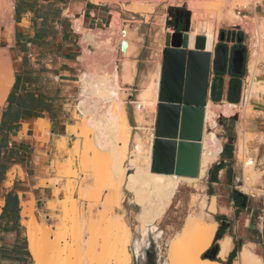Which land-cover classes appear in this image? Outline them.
Listing matches in <instances>:
<instances>
[{
  "label": "crops",
  "instance_id": "crops-1",
  "mask_svg": "<svg viewBox=\"0 0 264 264\" xmlns=\"http://www.w3.org/2000/svg\"><path fill=\"white\" fill-rule=\"evenodd\" d=\"M113 1L117 3H110L109 0L103 1L104 3L93 0H13V10L9 20L11 32L9 35L1 36L0 39L9 51L14 70L13 85L6 101L0 107V199L4 201L0 211V264H31L34 259L29 250L28 237L26 238L27 228L25 232L22 223L23 200L33 203L35 201L37 212L44 214L47 219L51 218L46 205L54 198V188L50 184L42 185L41 179L48 178L46 167L50 166L51 158L56 155L57 140L67 134L68 121L65 120L67 116L64 113L59 114L55 107L67 105V101L77 95L80 89L79 73L91 71L95 66L102 67L103 70L116 66L123 86L125 110L133 127L132 132L135 133L137 130V105L134 109L133 104L137 103L138 93L135 92L137 90L139 92L143 74L156 68L150 65L156 55L151 41L154 25L158 22L156 13L158 11L162 13L164 10L169 12L172 8L168 0H146L148 4L142 0L152 10L148 11L150 13L148 19L141 13L142 11L136 12L131 9L125 11L123 6L132 5V0ZM115 12L124 23H128L126 25L135 27L132 38L135 51L133 49L125 55L122 46L118 44L115 61L112 62L109 55L96 54L93 48L90 52L93 54L92 59L89 54V59L83 61L81 59L84 55L81 43L83 32L76 27V20L83 21L82 26L85 30L95 31L101 27V24L104 28L108 27V24L110 26ZM176 12L184 15L182 10L177 9ZM249 13L251 16L258 15L264 18V0L251 4ZM177 16L174 17L173 26L176 28L172 30L173 33L182 30L179 28L181 22ZM169 20L171 21L172 18ZM234 32L244 37L240 29H235ZM228 42L230 40L226 43ZM218 45H220L219 33L214 51L211 53L206 105L209 100L215 103L225 101L239 103L240 96L243 95L244 99V78H247L248 74L249 52L251 56L250 39L246 40L244 37L243 47L246 50V58L245 70L242 74H232L234 57L231 51L232 42L226 44L228 46L226 70L224 72L216 70ZM164 49L165 45L162 56ZM126 59L134 61L135 65L131 82L123 81ZM260 68L259 79L264 81V63ZM219 77L221 81L217 83ZM54 83H57L55 87H53ZM234 85H237L236 95L233 90ZM59 91L61 94H58ZM62 95L65 97L62 98ZM251 106L252 112L244 119L241 118L245 131L252 134L253 139L251 138L248 143V153L256 160V167L262 173L258 185L264 190V91L251 100ZM233 116H237V113L230 117L220 114L217 118L218 129L219 125L226 127L231 123L233 126L237 121L236 118H232ZM221 117L226 121L223 124L220 123ZM41 119L49 121L48 142L38 141L41 134L37 132V124ZM238 125L236 124V128ZM204 130L205 117L197 176L200 173ZM219 137L222 139L221 135ZM230 138L233 137L228 136L224 139L225 144L219 159L210 164L206 176L202 179L206 187L205 192L209 198L214 195L217 197L218 211L213 216L219 223L218 229L222 227L223 237L230 235L234 245L236 241L241 245V249L250 242L254 243L261 251L260 254L256 252L264 259V193L259 195L258 199L262 208L259 211L255 209L250 211L248 201L250 197L256 198L257 195L235 190L236 187L244 184V174L243 165L241 175L238 163L230 160L233 158L235 146L230 142L234 139ZM238 138L239 134L234 140L236 146ZM192 162L195 165L196 160ZM14 167H19L22 175L17 171L12 184L8 186V175ZM241 195H245L246 198ZM256 217L260 219L258 223L253 222V218Z\"/></svg>",
  "mask_w": 264,
  "mask_h": 264
},
{
  "label": "bare ground",
  "instance_id": "bare-ground-1",
  "mask_svg": "<svg viewBox=\"0 0 264 264\" xmlns=\"http://www.w3.org/2000/svg\"><path fill=\"white\" fill-rule=\"evenodd\" d=\"M227 1L229 0H211L210 2L190 0V3H187L186 9V11L192 14L190 17V28L182 31L184 48L188 50L195 49L197 36L204 35L206 37V51L210 53L214 51L218 40L217 27L222 22H227L232 26L244 25L246 32L252 36L250 37L251 56L246 78L247 86L244 90L243 101L239 103L230 101L215 103L209 100L206 105L199 176L187 177L177 174L157 173L151 169L155 132L152 131L149 140H147L146 130H148L147 122H149L147 116L152 114V128L154 130L161 84V60L155 69L150 70L142 76L136 103L138 126L135 133L132 132L133 127L129 122L125 110L123 86L120 81L119 72L115 68L116 66L111 70L105 69L99 72L86 71L81 75V100L77 107L79 108V117L82 119L80 128L88 142L90 134L88 126L91 127L95 131L96 147L101 151H107L110 157L108 158L110 170L105 177L107 181L106 186L109 190L107 205L110 208L115 205L121 206L125 199L126 189L132 193L133 202L140 207L139 211L135 213V219L139 224L136 232L131 228L124 212L115 214L113 220H111V227H114L116 230L115 243L111 251L112 253L114 251L115 264H132L133 260L138 259L142 255L148 256L151 253L153 244L155 243L152 237L153 233L156 234L155 239L157 240L163 236L162 231L158 229L157 222L167 214L172 206L174 197L184 182L196 185L200 188V192L194 194L192 199L194 208H191L183 225L167 242L168 247L166 252L164 254L160 253L162 264H225L227 257L233 250V239L230 235H226L218 240L220 250L215 259L204 257L205 252L212 246L216 238L219 223L212 214L218 211V205L217 197L214 195L208 199L207 194L203 191L204 185L199 182L206 176L210 164L219 159V155L223 149V140L218 136L217 118L219 115L222 114L230 117L237 111H243L248 116L251 100L264 91V81L259 79L261 75L260 64L264 56V18L261 20L257 17L250 20L248 15H239L233 8L223 11L222 8ZM240 7H246V4H242ZM130 8L136 12L144 11L140 5L135 3L130 5ZM208 12L214 13L215 20L211 19L213 16L210 18L205 16ZM82 23L83 21L76 20L75 25L78 30L83 32L82 41L84 43H92L99 48L103 44L109 51L114 50L112 46L114 37L101 41L100 35L104 31H108L110 36L115 33L113 32V28L120 23L117 12L114 13L111 25L106 28H99L98 32L85 30ZM129 31L128 25H126L122 30V38L119 42L120 46H122V43L124 44L122 49L125 55L134 49L132 35ZM172 33V30L166 32L165 45H171ZM85 46L84 55L81 56V59L88 57L89 50ZM9 59H5L3 54L0 53V107L6 101L14 82V70L11 64H9ZM124 65L126 73L124 74L123 81L131 82L133 71H135L134 61L126 59ZM26 127L25 130L27 129ZM48 127L49 121L41 119L37 124V132L45 134L48 131ZM240 129L241 132H239L236 146L237 154L243 161L244 184L240 188L249 192L255 189L253 185L257 182L259 173L255 165V159L250 155L247 156L249 152L248 143L252 138V134L246 132L247 130L245 131L244 124H242ZM61 142L57 144V147L63 150L66 148V142ZM87 144L91 149L92 146L89 142ZM131 144L132 148H130ZM93 149L95 152L97 148L92 147ZM98 149L96 155H100L99 157H101L100 150L98 151ZM82 158L86 164L84 168H87L89 161L87 154H83ZM82 158L80 157L81 161ZM126 162L127 165L125 164ZM64 166V171L68 175L74 173L72 162L67 165L64 164ZM9 176L13 179L11 173H9ZM97 186V191H99L100 185L98 184ZM261 192L264 193V190ZM3 203L4 201L0 199V211ZM21 207L22 223L27 228L29 250L35 264H39L41 259L39 234H43L44 229L35 216L32 201L23 200ZM85 218L82 222L89 223V226H87L88 224L86 226L89 228L87 230L91 231L89 234L92 239L96 240L99 234H104L103 230H101L103 219L101 222L99 220H96V222L90 218L89 222L87 220L88 217ZM130 245L132 246L131 250L129 248ZM254 247L255 244L251 242L244 245L233 264H264V259L256 252ZM85 249H87L85 251L86 256L90 257L89 264H93L97 258V262L99 261L97 264H103V259L97 254L98 246L94 241L91 242L89 240ZM88 257H86L87 260ZM77 260L79 262L80 258ZM80 262H83V257Z\"/></svg>",
  "mask_w": 264,
  "mask_h": 264
},
{
  "label": "rangeland",
  "instance_id": "rangeland-1",
  "mask_svg": "<svg viewBox=\"0 0 264 264\" xmlns=\"http://www.w3.org/2000/svg\"><path fill=\"white\" fill-rule=\"evenodd\" d=\"M103 1H106V0H99L97 2L104 3ZM144 1L148 4L146 0ZM168 1L170 3V8H172L174 13H176L177 9L182 10L184 12L183 21L180 23V27H179L180 29H182L185 25V20H186L187 3H190V0H168ZM200 1L210 2L211 0H200ZM256 1H261V0H250V1L229 0L225 2V5L223 6L222 10L227 11V9L233 8L239 15H242V16L248 15L250 20H253V18H257V17L263 20L262 19L263 17H260L258 15L251 16L249 13L251 4L255 3ZM110 3L116 4L117 1L112 0L110 1ZM133 3L140 5L141 9L144 10L141 13H143L149 19L148 15L150 13L148 11H152L151 7L146 6L142 0H132V4ZM242 4H246V7H240V5ZM127 6L128 5H124L125 11H128V9L130 8V6L129 7ZM12 10H13V0H0V17L2 18L1 19L2 22L0 20L1 22L0 39H1V36L9 35L11 32V28L9 27V20L11 18L10 13ZM239 10L241 11V13H239ZM156 14L158 16L156 21L158 22L157 24L154 25L155 28H153L152 38H151L152 46L155 49L154 53L156 55L151 60V63H150L151 67H154V66L156 67V65L161 59L163 63L162 49H163V46L165 45V34L167 31H170L176 28L173 26L175 22V18L172 17L168 11L164 10L162 13L158 11ZM205 16L208 18L213 16V18H211L213 20H215L216 18L214 13L212 14V12H208L207 15ZM169 18H172V20L170 21ZM126 24L128 23L126 22L124 23L120 19V23L115 28H113V32H115L113 35L110 36V33L108 31H104L100 35L101 41H105L107 39H110L111 37H114L112 41V46L114 48L113 51H109V49H107L103 44L101 48H99L95 44H92V43L86 44L83 41H81L83 45V50H84V45H86L85 47L88 48L89 50L88 55H87L88 57L82 60L83 61L88 60L89 54L91 58L93 54H91L90 52L94 48L96 50V54H102V53L107 54L110 56V60L112 62L115 61L117 46L122 38V30L123 28H125ZM107 26L109 27V24ZM218 27L217 29H218L219 35H220V32L223 30L234 32L235 29H240L241 32L244 33V37L246 38V40L247 39L249 40L250 37H252L250 36V34L246 32L244 25H241V24L232 26V25H229L227 22H222L219 24ZM99 28H103V27H98L97 29H95V31L98 32ZM128 29L130 30L129 32H131V35L133 38V33H134L133 31L135 27L129 24ZM0 53L3 54V57L5 59L8 60V58H10L9 51L7 48H5V45L4 43L1 42V40H0ZM249 59H250V52L248 54V60ZM263 63H264V56L262 58L260 67L262 66ZM9 64H11L12 66L11 58L9 59ZM108 68L110 69L111 67H108ZM101 70H103L102 67L100 68V67L95 66V68L91 69V72H99ZM81 75L82 73H79L80 82L78 83V85L80 89L77 95L72 97L70 101H67L68 102L67 105H60V106L58 105L55 107V109L58 111L59 114L60 113L66 114L67 118L65 120L68 122H67V129H66L67 134L64 136H61V138L57 140L56 147H55L56 155L53 156V158H51L52 161L49 163L50 166L46 167V174L48 178L41 179L42 185L45 186L46 184H50L54 188V198L53 200L48 201L46 205L47 211L51 213L50 215L51 218L47 219L44 214H39L36 209L35 201L33 203L35 216L37 217L39 223L42 225L44 229V233L39 234V246H40V254H41V259L39 261L40 262L39 264H81V263L89 264L90 257H88V255L86 256V252H85L87 251L85 247L87 248V244L89 240L91 242L94 241L97 244L98 246L97 254L103 259L102 260L103 264H115L114 251L113 253L111 251L113 250V246L115 243L116 230L114 227H111V224H110L111 220H113L115 214L124 212L125 217L128 223L130 224L131 228L133 229V231L136 232V229L139 228V224L135 219V213L136 211L137 212L139 211L140 207L133 202L132 193L128 192L125 189V199L121 206L115 205L114 207L110 208L109 205H107V202L109 201V190L107 189V186H106L107 181L105 177H106V174H108L110 170V162L108 159L110 157L107 151H101L100 149H98V147H96L95 131L91 127L87 125L88 128L90 129L88 142L93 148H97L98 151L100 150L99 153L101 154V157H99L100 155L99 156L96 155L97 149L94 152V149L92 150V147L91 149L89 148L90 146L87 144L88 142L86 141L87 138H85L82 132V129L80 128L81 127L80 125L82 124V119L81 117H79V114H78L79 108L77 107L81 100V86H82ZM45 85L49 86V84H45ZM55 85H57V83H54L53 87H55ZM246 86H247V81H246V78H244V88ZM137 93H138V90L137 92H135V94ZM58 94H61V91H59ZM64 97L65 96L62 95V98ZM241 100L243 101L242 96H240L239 102H241ZM133 106L135 109L136 104H133ZM249 108H250V111H249V114H250L252 112V106L250 105ZM236 113H237V116L232 117V118L237 119L236 123L233 126L231 125V123L229 126H226V127L219 125L218 136L220 135L222 136L223 144H225L224 139H226L228 136H232L233 138H230V139L236 140L239 132H241L240 128L242 127V123H243L242 122L243 120L241 117H243L244 119L245 117H247V114L245 115L243 111H238ZM148 119H149V122H147L148 130H146L147 140H149L150 134L153 130L152 114L148 116ZM224 121H225V118L221 117L220 123L223 124ZM236 124H239L237 128H236ZM47 130L48 131L45 134H41V136L38 137V141H42V142L49 141V133H50L49 127L47 128ZM234 140L230 141L231 143H233V145H235L233 148L234 149L233 158L230 160H232L233 163H238V170L240 171L242 175V165H243L242 162L243 161L237 154V147H236V144L234 143ZM61 141L66 142V148L63 150H60L57 147L58 146L57 144L60 143ZM130 148H132V144L130 145ZM83 154H87L88 156L89 161L87 164V168H84V165L86 164L82 158ZM247 156H249V153H247ZM80 157L82 158V161ZM70 162L73 163L74 173L72 175H68L66 171H64L65 169L64 164L67 165ZM125 164L127 165V162ZM255 165H256V160H255ZM74 168L76 169V173H75ZM17 171L19 172L20 175H22L20 168L14 167L10 171L13 178L15 177V174ZM257 171L259 173V177L257 178V182L253 185L255 189L247 192L251 194L254 193L257 195L256 198L250 197V200L248 201L250 211L252 209L259 211V209L262 208V204L258 200L259 195L263 193L261 192L263 189H260L258 185L260 178L262 176V173L260 169H257ZM98 178H100V180H98ZM8 179L9 180L7 182V185L10 186L12 184L13 179H11L9 175H8ZM199 183L204 185L203 191L205 192L206 187H205L203 180H201V182ZM98 184L100 185L99 191H97ZM236 189L242 190L239 186L236 187L235 190ZM198 192H200V188L192 183L184 182L181 185L176 196L174 197L171 208L169 209L167 214L164 216V218H162L160 221L157 222L158 229L162 231V235H163L162 238L158 240L155 239L156 234L153 233L152 237L155 242L153 244V250L148 256L142 255L141 257H147L149 258L150 262L153 263V252H154V255L157 257L158 264H162L161 259H160V256H161L160 253L164 254L166 252L167 247H168L167 242H169V240L174 236L176 231H178L180 227L183 225L186 216L191 211V208L192 209L194 208V206L192 205V199H193L194 194H197ZM98 195L99 197H97ZM31 200H33V198ZM85 217L86 218L88 217L87 220L91 218V220H94V221L99 220V222H101V220L103 219V221L101 222V230H103L104 234L103 235L99 234L96 240L92 239L91 235L89 234V232L91 231L87 230L89 229L87 227L89 226V223H87L88 224L87 225L86 223L82 222V220ZM259 220L260 219L258 217L253 218L254 223H258ZM84 224H85V227H84ZM23 227L26 232V227L25 226ZM217 245L219 246L217 240L215 239L210 248H214ZM129 248L131 250L132 246L130 245ZM254 248L260 254L261 251L258 248H256V246ZM240 249H241V245L235 241V245L233 243V250L231 251V253H235L234 258L230 260V254H229V256L227 257V260L225 261V264L227 263L233 264V261L237 257L238 251ZM205 253H207V251ZM79 256L83 257L84 263L80 262L82 257H79ZM86 257H88V260L86 259ZM141 257H139L138 259H140ZM79 258H80V261L78 262L77 259ZM97 260L98 258L94 260L95 262H93V264L94 263L97 264L99 262V261L97 262ZM34 262H35L34 259H32L31 264H34ZM132 264H137L136 259L133 260ZM140 264H148L147 259L146 260L143 259L140 262Z\"/></svg>",
  "mask_w": 264,
  "mask_h": 264
},
{
  "label": "water",
  "instance_id": "water-1",
  "mask_svg": "<svg viewBox=\"0 0 264 264\" xmlns=\"http://www.w3.org/2000/svg\"><path fill=\"white\" fill-rule=\"evenodd\" d=\"M180 13L169 11L173 17ZM190 17L187 11L184 27L172 33L171 45H165L151 169L157 173L194 177L198 175L211 53L206 51L204 35L197 36L195 49L183 47L182 31L190 28ZM225 33L221 32L222 40ZM227 52L226 44L218 45L215 67L219 72L226 70ZM244 52V47L234 51L233 75L243 72ZM220 81L219 77L217 83ZM236 88L234 85L235 95ZM192 160H196L195 165ZM219 250L217 245L209 248L206 254L214 257Z\"/></svg>",
  "mask_w": 264,
  "mask_h": 264
},
{
  "label": "flooded vegetation",
  "instance_id": "flooded-vegetation-1",
  "mask_svg": "<svg viewBox=\"0 0 264 264\" xmlns=\"http://www.w3.org/2000/svg\"><path fill=\"white\" fill-rule=\"evenodd\" d=\"M183 17H184V15H182V14L177 16V18L179 19L180 22L183 21ZM221 32H220V35H219V44L226 43L227 41L230 40V42H232L231 51H232V57H233L234 51L237 50V49H240L241 47H243L244 37L242 35H240V34L237 35V33H235V32L233 33V32L225 31L226 32L225 33V39L222 40L221 39ZM230 42H228V43H230ZM228 43H226V44H228ZM244 55H245V58H246V50H245ZM244 70H245V67L243 68V71ZM143 259H145V260L147 259V263L148 264H158L157 257L154 255V252H153V263L150 262L149 258L141 257L140 259H136L137 264H140V262Z\"/></svg>",
  "mask_w": 264,
  "mask_h": 264
},
{
  "label": "trees",
  "instance_id": "trees-1",
  "mask_svg": "<svg viewBox=\"0 0 264 264\" xmlns=\"http://www.w3.org/2000/svg\"><path fill=\"white\" fill-rule=\"evenodd\" d=\"M215 100H218V99H215ZM242 197H244V198H246V196L245 195H241ZM241 201H243V200H241ZM223 237V230H222V227H220L219 229H218V231H217V233H216V240H218V239H220V238H222ZM204 257H208V258H211V259H215V257H212V256H210V255H207L206 253L204 254ZM233 259V256H230V260H232ZM227 264H231V263H227Z\"/></svg>",
  "mask_w": 264,
  "mask_h": 264
},
{
  "label": "built area",
  "instance_id": "built-area-1",
  "mask_svg": "<svg viewBox=\"0 0 264 264\" xmlns=\"http://www.w3.org/2000/svg\"><path fill=\"white\" fill-rule=\"evenodd\" d=\"M239 13H241V11L239 10ZM243 96V95H242Z\"/></svg>",
  "mask_w": 264,
  "mask_h": 264
}]
</instances>
